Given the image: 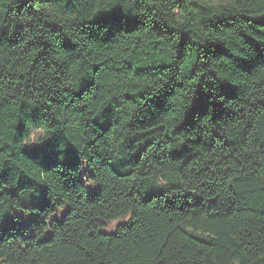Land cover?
<instances>
[{
	"label": "trees",
	"instance_id": "obj_1",
	"mask_svg": "<svg viewBox=\"0 0 264 264\" xmlns=\"http://www.w3.org/2000/svg\"><path fill=\"white\" fill-rule=\"evenodd\" d=\"M0 264H264V0H0Z\"/></svg>",
	"mask_w": 264,
	"mask_h": 264
},
{
	"label": "rangeland",
	"instance_id": "obj_2",
	"mask_svg": "<svg viewBox=\"0 0 264 264\" xmlns=\"http://www.w3.org/2000/svg\"><path fill=\"white\" fill-rule=\"evenodd\" d=\"M39 134L40 133L38 131L33 130V137L34 138H36L37 136H39ZM87 175H88L87 172L84 171L83 174H82V180L84 181L85 186H86V188H87V190L89 192H95L98 186L97 185H92V183L87 179ZM127 219H125V220L120 219V220L114 221L111 224L109 231L114 232V226L117 225V224H119V223H121V222L127 221Z\"/></svg>",
	"mask_w": 264,
	"mask_h": 264
}]
</instances>
